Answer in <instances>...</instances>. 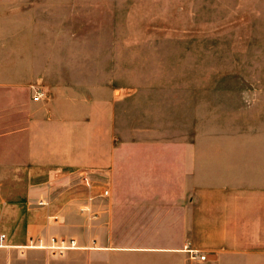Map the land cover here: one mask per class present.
<instances>
[{"label": "crops", "instance_id": "obj_1", "mask_svg": "<svg viewBox=\"0 0 264 264\" xmlns=\"http://www.w3.org/2000/svg\"><path fill=\"white\" fill-rule=\"evenodd\" d=\"M60 1L0 0V264H250L247 252H234L224 199L216 209L202 202L185 153L116 146V85L103 82L95 93L99 83L56 78L75 72L52 66L53 47L41 34L20 31L32 26L14 12L54 10ZM92 171L112 176V210L80 211L101 203ZM52 236L75 244L37 242ZM257 264H264V208Z\"/></svg>", "mask_w": 264, "mask_h": 264}, {"label": "rangeland", "instance_id": "obj_2", "mask_svg": "<svg viewBox=\"0 0 264 264\" xmlns=\"http://www.w3.org/2000/svg\"><path fill=\"white\" fill-rule=\"evenodd\" d=\"M107 2L64 0L54 10L14 17L32 26L19 28L22 33L51 43L52 66L75 72L56 78L90 88L99 83L95 93L103 82L116 85V146L185 153L202 202L216 209L225 201L234 252H247L243 259L257 264L264 208V0ZM101 173L88 176L101 202L99 208L90 203L96 214L113 207L112 176ZM103 189L108 194L99 197Z\"/></svg>", "mask_w": 264, "mask_h": 264}, {"label": "built area", "instance_id": "obj_3", "mask_svg": "<svg viewBox=\"0 0 264 264\" xmlns=\"http://www.w3.org/2000/svg\"><path fill=\"white\" fill-rule=\"evenodd\" d=\"M41 99V92L40 91H36L34 95H32V100L33 101H39ZM108 194V190L107 189H103L99 192V196L100 197H105L106 195ZM39 204H45L44 202H42V200L39 202ZM80 211L81 212H90V208H89V205H86L85 207H82L80 208ZM90 216H94V214H90ZM4 237L3 234H1L0 236V240H2V238ZM37 242L39 245L41 246H48V247H51V248H70V247H73L74 244H75V241L74 239H64V238H60L59 240L52 236L49 238V242L48 244H45L43 243L42 239L41 238H38L37 239ZM189 252L191 253V255L194 257V258H197L199 260H203L205 259V254H199L198 250H192V249H189Z\"/></svg>", "mask_w": 264, "mask_h": 264}]
</instances>
